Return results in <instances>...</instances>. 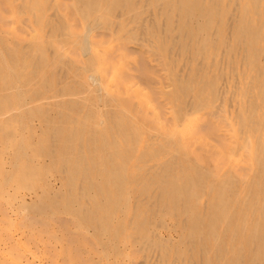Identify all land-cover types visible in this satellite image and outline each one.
Returning <instances> with one entry per match:
<instances>
[{
	"label": "bare ground",
	"instance_id": "1",
	"mask_svg": "<svg viewBox=\"0 0 264 264\" xmlns=\"http://www.w3.org/2000/svg\"><path fill=\"white\" fill-rule=\"evenodd\" d=\"M53 99L92 121L37 127ZM9 182L0 264H62L27 193L71 210L66 264H264V0H0V191ZM168 217L179 229L154 225Z\"/></svg>",
	"mask_w": 264,
	"mask_h": 264
},
{
	"label": "rangeland",
	"instance_id": "2",
	"mask_svg": "<svg viewBox=\"0 0 264 264\" xmlns=\"http://www.w3.org/2000/svg\"><path fill=\"white\" fill-rule=\"evenodd\" d=\"M25 8H21L22 12ZM26 11H28V13L30 12V9L28 7H26ZM11 23V22H10ZM15 25V23H14ZM16 26V25H15ZM61 29V32H65L66 29L64 28H60V26L55 27V30ZM142 38L144 39L145 37H132L129 42H128V46L130 48V51L134 54H140L142 53ZM22 48L25 52L28 51V48L25 44H22ZM156 54L153 55H149V61H147V65L149 66L148 68L150 70L153 71H157V72H161V66L160 63L157 60V57L155 56ZM23 63L22 65L19 66V69L22 70L23 69ZM132 64H128V66H131ZM134 65V64H133ZM132 65V67H133ZM161 67V68H160ZM163 69V68H162ZM161 75V74H160ZM138 82H140L141 84H143V86L148 89V90H152L154 91L155 89H159L160 88V80L157 78L159 76L156 77H147L145 75H138ZM140 76V77H139ZM67 77L68 75H62L61 74V83L67 81ZM168 85H170V83L172 82L170 79L166 80ZM55 92V90H53V93ZM162 101H164L163 99H161ZM52 104L50 105V108L48 109V113L46 114H39L36 113L34 116V121L37 127H39V118L42 116H46L50 119H56V122H65L66 120H73L76 123H80V121L83 118L89 117L90 120L92 121V115H85L84 111L81 110V106L80 105H68L67 101L61 102V103H55V99H53ZM48 150V148L46 149ZM200 167V166H199ZM206 169H203L204 173H200V176L204 175L206 177H209L210 174L208 172L205 171ZM59 172L58 170H53L50 172V177L52 182L56 185V187L59 188V176H58ZM1 188V187H0ZM11 185L10 182L8 183V185L6 186V190L5 192L0 191V213L3 209H6L8 211H10V207L11 205L14 203V194L12 195L11 193ZM176 192H179V187H177ZM28 195V204L32 206V213L33 215H35L37 218H47L46 220H51V222L54 223V225L51 227V235L53 238L54 243H56L58 245V249H57V253L56 255H59V259L61 261L62 264H66L67 262L65 261V254L70 252L69 248H74V247H78V245H72V246H66L65 245V236H66V232H65V227L62 226V223L58 222L61 219H65L71 221L70 216L68 214L71 213V210L69 209V207L62 205L59 200L60 197H51L53 200H50L48 202H46L47 205H40L37 204L35 205L34 202L32 201V198L30 196L29 193H27ZM52 202H55L56 204H54L52 206ZM58 203V204H57ZM155 208H153L152 210H154ZM90 220V218H88ZM181 220H183L181 218ZM182 221L179 220L175 222V220H172V218L168 217L167 219H162L160 220V222H158L157 225L159 227H161L162 230L166 231H170V230H175V228L179 229V224ZM73 223V222H72ZM153 225V224H151ZM3 228V229H2ZM89 228L91 231H94V222H89ZM10 227L9 224L3 220L0 216V261L5 262V257L3 255V253H6V251H4V249H9L8 247H1V245L4 244L5 239L7 237V232H9ZM48 235H46V237L44 239H47ZM92 240V239H91ZM65 245V246H63ZM153 250V249H152ZM58 251L62 252V253H58ZM64 251V253H63ZM76 251H81V253L85 256H89V251H86V249L84 248V250H77V249H73L71 250L72 253L76 252ZM151 253H154L151 252ZM75 261V263L72 264H81V261L79 259H73ZM70 264V263H69Z\"/></svg>",
	"mask_w": 264,
	"mask_h": 264
}]
</instances>
